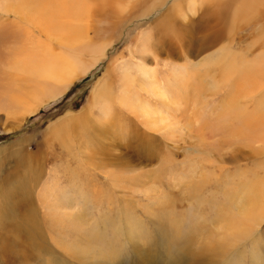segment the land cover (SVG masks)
Masks as SVG:
<instances>
[{"label":"rangeland","instance_id":"obj_1","mask_svg":"<svg viewBox=\"0 0 264 264\" xmlns=\"http://www.w3.org/2000/svg\"><path fill=\"white\" fill-rule=\"evenodd\" d=\"M8 1L0 64L34 38L96 64L26 116L10 97L48 78H0V264H264V0H82L71 32Z\"/></svg>","mask_w":264,"mask_h":264},{"label":"bare ground","instance_id":"obj_2","mask_svg":"<svg viewBox=\"0 0 264 264\" xmlns=\"http://www.w3.org/2000/svg\"><path fill=\"white\" fill-rule=\"evenodd\" d=\"M81 1L82 0H29L28 2H24L21 6L23 8H25V10L29 11V13L31 11H34V12H38V11H40V12L42 11L43 12L44 11V12H46L47 14H49L51 16L53 14H56V16H55L56 18L55 19H52L51 21H49L47 23L41 24L42 28H44L43 30L46 31V28L45 27L46 26H49L53 30H56V31L65 30V31L71 32V30L73 29V25L70 22H67L66 19L75 20V19H78V18H80L82 16V12H84V4ZM117 1H120V0H117ZM155 1L156 0H152V4H154ZM221 1H223V0H215L214 1V4L219 3ZM18 2H20V1H18ZM114 2H116V1H114ZM5 4H7V5H5ZM13 8H14V5H13L12 2H10L8 0L7 1L6 0H0V11L1 12L11 11ZM17 10L19 11V9H16L14 11H17ZM190 12H192V11H190ZM31 15H32V13H31ZM3 16H5V15H3ZM12 18H13V16H12ZM61 19H63L64 21H61ZM11 21H13V20H11ZM35 26L33 24V28ZM86 26H88V24ZM20 27L22 28V26H20ZM10 29L11 28H9V31H10ZM37 30H39V29H37ZM75 30H76V28H75ZM1 32H4V31L1 30ZM20 32H22V31H20ZM206 32L208 34L203 35L199 40L196 39V38H194L191 35V38H189V39H183L180 42H178L177 44L176 43L172 44V43L169 42V43L166 44L165 47L167 49H169V50L174 49L176 47H179L180 50L183 49L186 52H190V51H193V50H196V49H200V50L201 49H206V48L212 46L213 44H215L216 43V40H217V36L215 37L214 34H210V30L209 29H206ZM26 33H27V31H26ZM23 34H25V33H23ZM77 34H76V36H77ZM191 34H192V32H191ZM1 36H2V34H1ZM37 36L39 37V35H37ZM4 38H6V37H4ZM180 38H182V37H180ZM0 39H1V37H0ZM23 40H25V39H23ZM34 40H37V41L35 42ZM40 40H41L40 38H37V39L34 38L31 41L28 40L30 42V45L29 46H32L31 44H34V45H39V46H45L44 48L37 47V48H34V49L26 50V52L20 53V54H17V53H15L16 51H14V54L12 52V54L11 55L9 54L8 56L6 55L8 53H6V54L4 53L7 56L6 57V60H4L2 62V64H0L1 65V69H0L1 70V72H0V78L1 79L2 78H8V80H10L9 78L15 77V75H16L15 73L17 71H24V73H26L29 76V78H34V79L35 78H48V82L49 83L46 86H44V87H35L36 86L35 85V86L29 87V88L25 87V88H22L21 89V92H24L25 91V93H22L21 95L20 94L17 95L16 98L15 97H10V99L13 100L14 103L20 105V112H21V114H23L25 116L27 114H30V113L34 112L38 108V106L40 104H42L43 102H46V101L51 100V99H54L58 95L63 94L69 88V86L72 83V80H73V78H74V76L76 74H78V75H85L87 73V71H89V69L96 64L95 63L96 62V59L95 58H93V60L95 59V62L88 63V64H84V63L80 62L73 55H69V57H67L65 55H60L58 53L53 54L51 52V49L48 48L47 45H43V43L42 44L40 43ZM18 42L20 43L21 41H18ZM19 43H17V44L20 45ZM102 43L103 44L104 43L106 44V42H102ZM102 43L100 45H103ZM13 44L14 43H12L11 45H13ZM27 46H28V44H27ZM4 48L5 47H3V49ZM6 48L7 49H10V48H8V46ZM14 49H15V47H14ZM104 50H105V48H104ZM6 51L8 52L9 50H6ZM6 51H4V52H6ZM89 52H92V49H90ZM102 52H104L103 51V48H100L99 54L102 55ZM168 53H170V52H168ZM263 56H264V54H263ZM255 61H259V60L258 59L257 60L255 59ZM228 64L231 67H233L232 57H231V60L229 61ZM254 68L256 70L258 69V68L253 67V66H248L246 68H243L242 69L243 75L246 78H248L250 76L251 77L254 76L255 75ZM140 72H141V78H143L144 81H145L144 83L146 84L147 87L148 86L150 87L154 83L153 81H150V80H153L152 78L155 77V73L153 74V72L151 70L145 69V68H141V71ZM155 72H157V71H155ZM6 80H5V82H6ZM11 84H12V82H11ZM21 87H23V86H21ZM154 88H155V86L152 87V90H154ZM95 90H97V88ZM95 90L91 94V98L89 100L90 102H89V105H88L87 108L90 109V111L91 110H94L99 119H101L103 121L104 120H107V118H108L107 117L108 110L105 107L103 101L101 100V96ZM155 92H159L157 94V97H161L160 98V101H164V100H166V98H168L165 95V91H163V89L156 88L155 89ZM1 109H0V111H1ZM2 110H4V109H2ZM90 113H92V112H90ZM70 114H72V113L67 112L66 114H64L60 118L63 119L64 117H68V115H70ZM61 119H59V120H61ZM219 120H220V118H219ZM249 121H251V120L248 119V122ZM259 122L261 124L259 125L258 129L259 128H263V126H264V112L261 113ZM54 127L56 128V124L55 125H50V128L49 129H52V131H53ZM52 131L50 132V134H52ZM55 136H58L57 130L55 131ZM26 156H29V155H26ZM28 159H31V157H29ZM31 161H33V159ZM0 190H4V189H2V187H0ZM254 199H255V210L257 211V209H258V213L262 212L264 210V207L260 204V197L259 198L254 197ZM263 201H264V199H263ZM196 263H198V262H196ZM196 263L194 262L192 264H196Z\"/></svg>","mask_w":264,"mask_h":264},{"label":"crops","instance_id":"obj_3","mask_svg":"<svg viewBox=\"0 0 264 264\" xmlns=\"http://www.w3.org/2000/svg\"><path fill=\"white\" fill-rule=\"evenodd\" d=\"M20 72H22V71H17L15 74V77H12V78H19V76L18 75H20ZM26 74V73H25ZM26 76L27 77H29L27 74H26ZM79 76H81V75H78V74H76L75 76H74V78H73V80H72V82L77 78V77H79ZM72 84V83H71ZM70 84V85H71Z\"/></svg>","mask_w":264,"mask_h":264}]
</instances>
